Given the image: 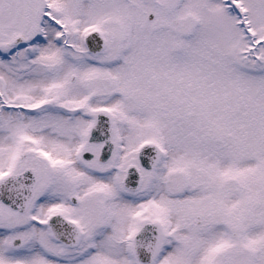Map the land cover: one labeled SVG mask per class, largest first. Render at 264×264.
<instances>
[{
    "label": "snow or ice",
    "instance_id": "obj_1",
    "mask_svg": "<svg viewBox=\"0 0 264 264\" xmlns=\"http://www.w3.org/2000/svg\"><path fill=\"white\" fill-rule=\"evenodd\" d=\"M0 264H264V0H0Z\"/></svg>",
    "mask_w": 264,
    "mask_h": 264
}]
</instances>
